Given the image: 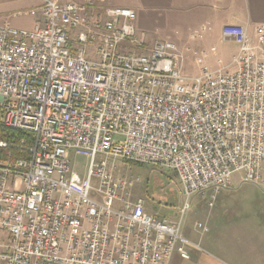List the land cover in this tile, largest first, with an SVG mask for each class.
Returning <instances> with one entry per match:
<instances>
[{
  "label": "built area",
  "instance_id": "2783aa9c",
  "mask_svg": "<svg viewBox=\"0 0 264 264\" xmlns=\"http://www.w3.org/2000/svg\"><path fill=\"white\" fill-rule=\"evenodd\" d=\"M94 1L43 0L31 29L0 23V122L35 138L27 157L0 161V264L190 259L183 217L133 200L134 180L115 176L119 160L170 169L187 201L200 194L211 205L237 172L263 182L264 26L255 38L225 26L223 39L239 47L235 70L203 66L189 79L175 43L146 49L133 9L98 22ZM93 43L97 60L87 56ZM78 155L89 159L85 177Z\"/></svg>",
  "mask_w": 264,
  "mask_h": 264
},
{
  "label": "rangeland",
  "instance_id": "374dc122",
  "mask_svg": "<svg viewBox=\"0 0 264 264\" xmlns=\"http://www.w3.org/2000/svg\"><path fill=\"white\" fill-rule=\"evenodd\" d=\"M42 1L0 0V23L31 29L37 19L29 12L40 6ZM57 1L82 5L88 2V0ZM117 7L134 9L136 12L134 26L138 36L144 38L146 49H151L157 41H170L177 45L178 65L187 78L195 79L200 76L203 66H207L211 71L235 70L231 62L234 59L232 53L236 49V44L222 39L221 21L197 18L194 13L184 8L183 4L174 5L168 0H95L89 12L98 22H103L107 10ZM97 48V43L87 46L89 59L97 60ZM146 49L138 51L144 52ZM200 59L205 61V65L201 66ZM73 159L75 170L85 177L89 159L83 155L73 156ZM242 175L243 172L235 173L231 186L217 193L211 205V198L200 194L193 195L187 201L177 176L165 167L119 160L115 172L117 178L134 180L131 187L133 200H144L146 210L159 218L179 222L183 217V233L196 239L202 231L197 226L198 222L209 225L215 220H224L225 214L221 213V210L225 207H250L252 211L248 214L250 219H262L260 211L264 207V165L261 184L243 181ZM187 205L186 213L182 216V210Z\"/></svg>",
  "mask_w": 264,
  "mask_h": 264
},
{
  "label": "crops",
  "instance_id": "0c3cea01",
  "mask_svg": "<svg viewBox=\"0 0 264 264\" xmlns=\"http://www.w3.org/2000/svg\"><path fill=\"white\" fill-rule=\"evenodd\" d=\"M169 1L174 5L183 4L197 18L221 21L222 39V29L227 25L245 26L253 38L257 36V29L264 26V0ZM238 49L236 44L234 56ZM251 212L250 207L230 206L221 210L224 220H215L209 225L198 222L202 230L198 239L184 234L195 244L187 247L190 259L176 254L172 264H264V207L260 211L262 219H250Z\"/></svg>",
  "mask_w": 264,
  "mask_h": 264
},
{
  "label": "trees",
  "instance_id": "16d2710c",
  "mask_svg": "<svg viewBox=\"0 0 264 264\" xmlns=\"http://www.w3.org/2000/svg\"><path fill=\"white\" fill-rule=\"evenodd\" d=\"M7 141L8 148L0 147V161L27 157V149L34 144V135L6 127L0 122V141Z\"/></svg>",
  "mask_w": 264,
  "mask_h": 264
}]
</instances>
